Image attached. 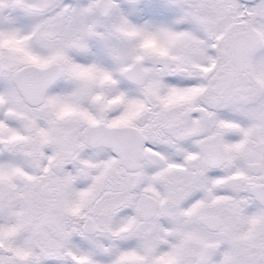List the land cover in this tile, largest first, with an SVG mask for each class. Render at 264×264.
I'll use <instances>...</instances> for the list:
<instances>
[{
    "label": "snow or ice",
    "instance_id": "1",
    "mask_svg": "<svg viewBox=\"0 0 264 264\" xmlns=\"http://www.w3.org/2000/svg\"><path fill=\"white\" fill-rule=\"evenodd\" d=\"M0 264H264V0H0Z\"/></svg>",
    "mask_w": 264,
    "mask_h": 264
}]
</instances>
